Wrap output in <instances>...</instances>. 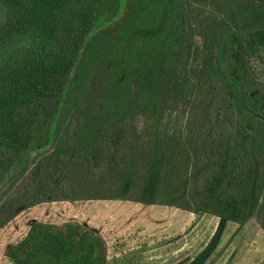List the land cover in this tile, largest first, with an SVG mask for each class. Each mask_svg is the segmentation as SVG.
I'll return each mask as SVG.
<instances>
[{
  "label": "trees",
  "instance_id": "1",
  "mask_svg": "<svg viewBox=\"0 0 264 264\" xmlns=\"http://www.w3.org/2000/svg\"><path fill=\"white\" fill-rule=\"evenodd\" d=\"M191 5L0 0V189L30 159L28 207L102 195L239 225L257 218L264 232V0L236 5L203 36ZM99 73L94 112L89 90ZM163 90L189 107L170 143L159 136ZM141 119L151 155L135 190L126 151ZM107 251L105 238L77 221H35L4 256L108 264Z\"/></svg>",
  "mask_w": 264,
  "mask_h": 264
},
{
  "label": "rangeland",
  "instance_id": "2",
  "mask_svg": "<svg viewBox=\"0 0 264 264\" xmlns=\"http://www.w3.org/2000/svg\"><path fill=\"white\" fill-rule=\"evenodd\" d=\"M245 2L191 0V22L203 36L229 21L233 8ZM196 42L201 45L200 37ZM103 79V73H99L89 90V108L94 112L102 106L99 97ZM162 98L159 136L170 143L172 134L188 123L189 107L183 101L174 104L165 90ZM137 125L138 132L126 151V160L133 158L134 162L135 190L149 167L151 155L150 129L139 130L146 125L143 119ZM31 165L29 159L25 169L0 189V264H9L5 249L17 242L35 221H77L94 230L105 238L108 264H257L264 259V232L257 218L239 225L175 206L144 205L80 193L75 200L61 199L28 207Z\"/></svg>",
  "mask_w": 264,
  "mask_h": 264
}]
</instances>
